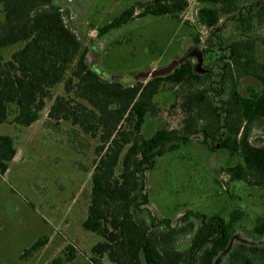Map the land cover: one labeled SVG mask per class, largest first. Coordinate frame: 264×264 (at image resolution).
I'll list each match as a JSON object with an SVG mask.
<instances>
[{
  "label": "trees",
  "instance_id": "obj_1",
  "mask_svg": "<svg viewBox=\"0 0 264 264\" xmlns=\"http://www.w3.org/2000/svg\"><path fill=\"white\" fill-rule=\"evenodd\" d=\"M62 2L0 0V55L19 46L10 58L0 56V127H30L48 107L49 123L71 125L73 149L78 133L99 140L82 227L103 240L90 264H264V218L251 232L254 243L233 241L244 212L227 222L190 211L173 224L149 210L146 190L156 161L201 135L207 149L217 144L241 157L226 170L231 183L264 188V0H196L194 42L204 44V56L215 54V72H198L188 59L169 75L130 83L90 64L89 47ZM189 8L190 0L139 1L99 28L97 37L149 16L179 20ZM247 78L256 85L243 94ZM60 85L64 94L54 96ZM176 88L182 123L146 135L147 120L160 112L157 97L169 89L179 97ZM16 155L14 139L0 132V175ZM47 243L48 237L40 239L22 259ZM69 251L52 264L71 262Z\"/></svg>",
  "mask_w": 264,
  "mask_h": 264
},
{
  "label": "rangeland",
  "instance_id": "obj_2",
  "mask_svg": "<svg viewBox=\"0 0 264 264\" xmlns=\"http://www.w3.org/2000/svg\"><path fill=\"white\" fill-rule=\"evenodd\" d=\"M139 1L148 0H63L62 4L71 8L73 28L89 47L90 64L109 79L130 83L141 73L164 68L191 53L190 57L202 58L199 71L203 73L215 54L203 58L201 51L206 47L194 42L199 32L194 24L196 0H190L188 12L179 20L149 16L107 37H97L99 28ZM202 40L206 41L205 36ZM18 48H8L0 56L8 59ZM193 63L195 67L199 64L197 59ZM254 85L252 78L243 80L242 93ZM175 91L181 93L178 88ZM63 94V85L54 90V96ZM181 96L175 97L169 89L157 97L160 112L147 120L146 135L162 126H180ZM47 114L48 107L27 128L16 129L10 124L0 127L2 134L14 139L17 150L7 173L0 175V264H52L71 254L70 248L74 259L66 264H90L93 247L103 240L82 227L99 140L78 133L77 150L73 149L71 125H53ZM200 141L195 136L156 161L147 174L149 210L173 224L180 223L190 211L227 222L235 212L242 211L243 219L235 224L236 236L254 243L251 232L259 218H264V188L231 183L226 170L241 162V157H232L217 144L207 149ZM44 237H48V243L32 257L22 259Z\"/></svg>",
  "mask_w": 264,
  "mask_h": 264
},
{
  "label": "water",
  "instance_id": "obj_3",
  "mask_svg": "<svg viewBox=\"0 0 264 264\" xmlns=\"http://www.w3.org/2000/svg\"><path fill=\"white\" fill-rule=\"evenodd\" d=\"M201 56H202V53H201ZM187 57H183V58H180L178 60H175L173 61L170 65L164 67V68H160V69H153L147 73H141L139 74L135 79H142L143 81H147V80H150V79H153V78H156V77H160V76H166V75H169L170 73H172L176 68H178L180 65H182L185 61H186ZM199 59V64L198 66L196 67V70L198 72H201L199 71V67L200 65H202L203 63V60L202 58H198ZM233 245V241L231 242L229 248L227 249V251L225 252V254L231 249ZM224 254V255H225ZM221 262V259H219L216 264H220Z\"/></svg>",
  "mask_w": 264,
  "mask_h": 264
},
{
  "label": "flooded vegetation",
  "instance_id": "obj_4",
  "mask_svg": "<svg viewBox=\"0 0 264 264\" xmlns=\"http://www.w3.org/2000/svg\"><path fill=\"white\" fill-rule=\"evenodd\" d=\"M201 53H202V51H201ZM189 54H191V53H186L183 57H187V59L186 60H188V59H191L192 61L193 60H195V59H197V61L199 62V59H198V57H190V55ZM202 55H203V58L205 57L206 58V56H204V54L202 53ZM215 61H212L209 65H207L208 67H207V69H205L203 72L204 73H209V72H215V70H216V68H217V65L214 63ZM196 68V67H195ZM225 97H222V100L224 99ZM196 137H200V143L202 144V142L204 141V136H196ZM199 142V141H198ZM148 197V196H147ZM148 202H149V198H148ZM149 205H150V203H149ZM149 205H148V207H149ZM235 240H239V237L238 236H234V240L233 241H235Z\"/></svg>",
  "mask_w": 264,
  "mask_h": 264
}]
</instances>
